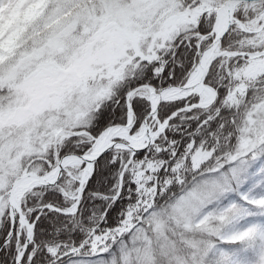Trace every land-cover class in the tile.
<instances>
[{
    "label": "rangeland",
    "instance_id": "1",
    "mask_svg": "<svg viewBox=\"0 0 264 264\" xmlns=\"http://www.w3.org/2000/svg\"><path fill=\"white\" fill-rule=\"evenodd\" d=\"M8 2L0 0V10ZM201 2L221 5L225 0ZM256 2L247 3L244 11L249 16L237 22L236 27L246 34L232 41L236 49L221 47L222 56L233 57L237 52L254 55L264 49V0ZM178 5L177 0H49L44 6L39 0L37 7L41 11L25 33L0 30V87L12 88L0 96V222L8 207L12 181L26 171H36L31 159L42 157L51 143L53 168L61 155L58 147L61 142L73 135L86 134L83 126L93 118L99 102L112 92V85L106 84L79 93L69 102L59 91V82L64 80L63 70L83 66L78 64L88 58L87 54L95 46L104 49L103 54L94 52L99 57L98 66L112 57L109 52L113 56L121 55L126 44L148 51L159 39H171L177 26L191 19ZM205 39L198 42L200 51L208 44ZM260 57L247 60L241 57L237 75L251 78L264 71V58ZM223 65L228 68L229 60ZM73 78L74 74L65 79ZM183 82H167L163 86ZM150 90L151 87L141 85L131 96H145L154 101ZM204 95H199L202 102L209 95L212 99L214 92ZM157 122L153 119L152 131L158 129ZM142 131L143 127L131 135L138 136ZM90 143L93 149L96 141L92 138ZM207 155L195 156L194 166ZM229 162L226 171L214 170L201 175L165 207L150 208L157 179L170 174L165 167L163 174L157 175L160 161L141 159L133 166L137 199L129 208L130 214L148 208L145 221L135 225L128 218L120 233L131 231L117 241L116 248L107 241L113 238L105 233L94 244L99 255L73 257L63 264H204L213 249L220 253L226 250L221 241L253 235L259 238L258 255L247 264H264V222L252 218L258 213L264 215V104L250 122L243 123ZM179 163L176 175L185 174V166ZM83 164L67 165L66 177L60 182L62 191L71 198L77 195ZM91 167L87 169L88 175ZM52 168L37 173L46 174ZM194 228L198 233H205L204 236L185 233L186 229ZM213 236L219 240L211 239ZM22 244L18 243V248ZM29 252L31 258L33 251Z\"/></svg>",
    "mask_w": 264,
    "mask_h": 264
},
{
    "label": "trees",
    "instance_id": "2",
    "mask_svg": "<svg viewBox=\"0 0 264 264\" xmlns=\"http://www.w3.org/2000/svg\"><path fill=\"white\" fill-rule=\"evenodd\" d=\"M38 1L24 0L18 4L16 0H9L0 10V30L12 34L19 31L25 33L41 11V7H37ZM177 2L179 8L188 12L191 19L177 26L171 39H159L148 51L126 44L121 55L113 56L109 52L108 55L112 57L98 66L99 57L95 54H103L104 49L92 47L87 54L88 58L78 64H84L77 67L79 77L59 82V91L69 102L79 93L95 90L106 84L112 85L111 94L99 102L93 118L83 126L86 134L73 135L62 141L58 146L59 155L67 150L83 153L90 147L92 137L107 126L125 124L128 112L126 94L129 90L141 84L158 90L167 82L186 80L197 61L200 37L210 32L220 4H209L201 0ZM259 2L261 1L256 3ZM48 3L49 0H42V5ZM247 3L236 5L237 18L245 20L249 16L244 11ZM244 34V31L233 26L221 41L222 49H236L237 46H233L232 41ZM212 38L209 35L205 43H209ZM262 58L264 55L260 57ZM226 59L229 60L228 68L223 65ZM242 61L239 56H219L214 60L206 77V82L217 90V97L210 105L182 109L199 100L196 94L161 104L158 111L160 122L175 111L176 115L170 119L164 133L154 145L136 152L123 172L119 193L122 169L130 156L128 150L119 148L111 149L96 161L92 174L85 183L78 208L73 213H62L61 210L69 209L73 201L59 186H37L29 190L22 198V208L28 219L31 222L36 220V223L33 240L23 264H63L73 257L97 256L99 252L94 244L105 233L113 238L107 240L111 241L113 247L131 231L129 229L120 233L128 218L131 217L135 225L143 223L148 208L130 214L129 205L137 199L133 166L145 157L160 161L157 175L161 176L165 167H168L166 173L170 174L157 179L150 208L165 207L172 198L209 171H226L243 123L250 122L256 110L264 104V71L251 78L239 76L237 68ZM11 90V87H0V96H5ZM130 102L134 114L131 132H136L141 128L143 117L150 108V101L145 96L135 95L130 98ZM203 153L208 155L194 166L195 156ZM178 162L185 166V174L176 175ZM32 163H35L36 171L40 173L52 168L55 164L52 143L42 157L32 158ZM10 225L9 210L5 208L0 222V244ZM185 233L197 236L205 234L198 233L197 228L186 229ZM24 239V233L19 242L16 234L13 235L0 251V264H15L18 243L24 242ZM211 239L219 240L215 236ZM221 243L226 250L220 253L213 249L206 256L204 264H241L257 257L258 237L255 235ZM30 250L33 251L31 258Z\"/></svg>",
    "mask_w": 264,
    "mask_h": 264
},
{
    "label": "water",
    "instance_id": "3",
    "mask_svg": "<svg viewBox=\"0 0 264 264\" xmlns=\"http://www.w3.org/2000/svg\"><path fill=\"white\" fill-rule=\"evenodd\" d=\"M244 1H256V0H225L224 4L218 9L216 19L218 17V13L220 9L225 7L226 9L225 23L222 29L218 32H215L214 30L215 24H214L213 29L210 31V33H215L213 40L206 47H204L203 50L199 53L197 65L195 66V68L199 70V74H200L197 80H192V77L190 74V76L187 78V80L184 83H180V84L170 83V84L163 86L159 91H156L154 88L152 89L151 94H153L155 100L152 101L151 108L147 111V113L145 114L143 118L144 128H143L142 134L147 136L145 142H142L140 144H134L130 138H126V137L122 138L120 136H115L112 140H110L107 144H105L100 150H98L93 156H89L90 154H86V153L66 151L60 156L57 165L50 172H47L46 174H39L35 171H28V172L22 173L20 176L16 177L12 181L9 187V190H8V207H9L11 217H12L11 227H10L8 234L6 235V237L0 244V250L10 240V238L12 237L14 233L17 221H20L19 230L21 231L24 226L26 229V236H25V240L22 245V248L17 254L15 264H22L23 257L28 249L30 242L33 240V235H34V227H35L36 220L33 223H31L21 208V198L23 197V195L25 194L27 190L33 188L34 186H38V185L52 186V185L58 184L62 179L63 171L66 165L69 164L68 160L70 158L76 161L85 162V166L83 168L82 176H81L79 187H78V194L76 196V202H75L76 206L75 207L77 208L78 200L81 197L82 190L84 187L83 184H84V181L86 180L85 173L87 171V168L90 165L94 166L95 162L103 154L110 151L112 148H123V149H128L131 151L129 160L126 162V165H127L133 159L134 154L137 151L145 150L152 143H154L156 138L159 136V134L164 131L169 120L172 118V116H174L175 113H172L170 116H168L167 119L161 124L159 129L155 131L156 135L152 136L154 132H152L151 123L153 119L157 117L158 108L163 102L167 100L180 98V97H187L188 95L193 94V93L198 94L201 90L205 89L206 87L214 90L215 97H216V94H217L216 90L213 89L212 86H210L209 84L205 82L206 75H207V72L213 60L219 55L218 50L220 48V43L223 37L229 32L232 25L236 21H238L235 19V16H234V7L236 6V4L240 2H244ZM206 53L209 54V59L207 61L205 60ZM245 54L246 53H244L243 55ZM261 54H264V50L258 52L256 55H261ZM74 73H75V70L72 68L63 70V79L67 78L69 75H73ZM133 91L134 90H131L129 92V95H131ZM211 102L212 100L209 101L208 103L198 102V103H194L190 105V107L206 106L210 104ZM128 104L130 105L129 101H128ZM149 117H151L150 120H149ZM132 119H133V116H132V113L130 112V119L123 126L125 127L130 126ZM95 139H97V137ZM52 173H53V176L49 177V175ZM26 178L30 179L31 184H29L23 190V192L18 197H16L14 195L15 185L19 181L24 180ZM122 178L123 177L121 176L120 183H122ZM66 213H71V211H67Z\"/></svg>",
    "mask_w": 264,
    "mask_h": 264
},
{
    "label": "bare ground",
    "instance_id": "4",
    "mask_svg": "<svg viewBox=\"0 0 264 264\" xmlns=\"http://www.w3.org/2000/svg\"><path fill=\"white\" fill-rule=\"evenodd\" d=\"M225 12H226L225 7L220 9V11L218 13V17H217L216 23H215V27H214L215 32L220 31L222 29V27L224 26L225 14H226ZM208 59H209V54L206 53L205 54V60L207 61ZM199 76H200L199 70L197 68H194L193 71H192V74H191L192 80H197L199 78ZM211 90L212 89L206 87L205 89L201 90L199 93L200 94L205 93V95H206V94L210 93ZM204 100L205 101H203V102H205V103L208 102L210 100V95L208 97L206 96V98ZM128 135H129V131H128L127 127H124V126H113V127H110L108 130H106L98 138L96 144L94 145L93 151H92V153L89 156L95 155V153L98 150H100L105 144H107L115 136H126V137L130 138L134 144L142 143L147 137L146 135H143V134H140V135H138L136 137H130ZM155 135H156V133L154 132L152 134V136H155ZM77 162H79V161H76L74 159H69L68 160V163L70 165L71 164H76ZM52 176H53V173L49 175V177H52ZM29 184H31L29 178H26L24 180L19 181L14 187V195L16 197H18Z\"/></svg>",
    "mask_w": 264,
    "mask_h": 264
}]
</instances>
